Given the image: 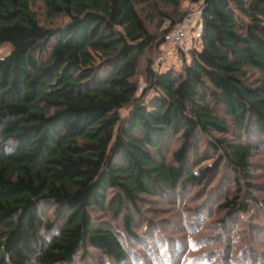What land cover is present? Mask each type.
Wrapping results in <instances>:
<instances>
[{
    "label": "trees",
    "instance_id": "trees-1",
    "mask_svg": "<svg viewBox=\"0 0 264 264\" xmlns=\"http://www.w3.org/2000/svg\"><path fill=\"white\" fill-rule=\"evenodd\" d=\"M184 2L201 5L203 35L174 47L181 69L160 71L167 35L191 13ZM6 45L0 264H131L134 239L148 245L159 229L137 230L145 199L165 201L161 246L179 243L168 259L187 249L176 239L187 228L247 264L231 222L264 208L253 161L264 147V0H0ZM222 173V216L207 224L187 191Z\"/></svg>",
    "mask_w": 264,
    "mask_h": 264
},
{
    "label": "rangeland",
    "instance_id": "rangeland-1",
    "mask_svg": "<svg viewBox=\"0 0 264 264\" xmlns=\"http://www.w3.org/2000/svg\"><path fill=\"white\" fill-rule=\"evenodd\" d=\"M200 8V4L193 5L189 4L188 2H184L182 4V9L185 12L198 11ZM66 22V19H60L57 24H64ZM155 25L156 21L153 22L151 27L153 28ZM9 52L10 47L6 45L0 49V56H6ZM162 54H166L168 60L160 71H165L168 68L181 69L183 57H181L177 49L166 43L163 46ZM156 96L157 95L154 94V92H149L142 98V100L146 101V104L149 105V103ZM129 111V108L122 109V115H128ZM253 161L255 163L254 165L258 169V181L264 183V147L260 148L258 153L254 155ZM222 178L223 173L212 184L207 185L202 189L190 187L187 191V197H189L194 202L192 204H197L199 206L204 204L207 206L206 209L201 208V211H199L204 216L209 214V216H207V220L209 219L207 224H212L216 221L217 217L220 218L222 216V212L216 211V208L213 207H216L215 203L220 201L226 191V188H221L224 183L219 186ZM162 201L156 199H152L150 201L145 199L141 201V211L143 214L137 215V219L139 221V226L137 227L138 232L140 234H145V230L148 228V223H150L152 227L155 226L159 229L157 230L156 235H154V233L151 231V236H148V238L145 236L148 239V245H145L144 241L141 239H134L132 243L136 248L133 251L135 255L131 260V264H189L190 261L191 264H245L244 260L237 258L235 255L232 257L225 256L224 253L219 250L218 242L216 245L214 244L216 241L212 243L210 240L203 239L201 237V235H203V231L197 229L195 232H193V229L189 231L187 228L182 229L183 236H178L179 238H176L182 239V242L187 243V249L182 252V255L175 256L173 260H171V258L168 259V255L172 251L176 255L179 249V243H177V247L171 249L168 246L164 248L161 246L163 243L161 241L163 240V235H160V231L161 229L163 230V227L167 225V221L164 220V218L168 217L167 213L160 211V208L165 205V203H163L165 201ZM231 223V230L235 229L237 231H244L242 233H244V236H247L245 242H247L251 247L246 249V252L249 251L247 253L249 256L247 259V264H264V230L261 229V231L260 227H258V225H264V208H255L249 214L235 218ZM226 228H228V226ZM219 230V227L213 230L211 234L213 235V238L218 237L216 235L220 232ZM160 236L161 238L159 239ZM217 240H219V238ZM88 261L89 264H97V262L100 261V257H90Z\"/></svg>",
    "mask_w": 264,
    "mask_h": 264
},
{
    "label": "built area",
    "instance_id": "built-area-1",
    "mask_svg": "<svg viewBox=\"0 0 264 264\" xmlns=\"http://www.w3.org/2000/svg\"><path fill=\"white\" fill-rule=\"evenodd\" d=\"M201 9L198 11H192L188 14L182 22L176 26L168 35H167V43L170 46L180 48L182 50H187L191 46V42L193 40H198L203 35V27L202 23L198 18ZM166 24L168 25L169 22L167 21ZM168 60L166 54L160 55L154 67L155 68H163Z\"/></svg>",
    "mask_w": 264,
    "mask_h": 264
},
{
    "label": "clouds",
    "instance_id": "clouds-1",
    "mask_svg": "<svg viewBox=\"0 0 264 264\" xmlns=\"http://www.w3.org/2000/svg\"><path fill=\"white\" fill-rule=\"evenodd\" d=\"M189 264H191V261L189 262Z\"/></svg>",
    "mask_w": 264,
    "mask_h": 264
}]
</instances>
